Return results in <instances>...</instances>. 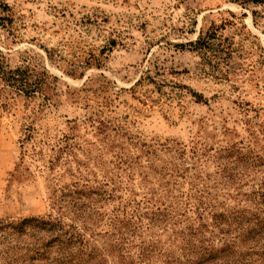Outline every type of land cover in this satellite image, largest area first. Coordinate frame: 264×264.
<instances>
[{
	"label": "rangeland",
	"instance_id": "1",
	"mask_svg": "<svg viewBox=\"0 0 264 264\" xmlns=\"http://www.w3.org/2000/svg\"><path fill=\"white\" fill-rule=\"evenodd\" d=\"M0 4L2 63L28 66L36 86L0 78V221L58 217L99 253L90 264H128V210L172 205L181 229L197 210L261 206L264 0ZM211 32L209 48L191 45ZM168 221L143 217L136 242L169 241Z\"/></svg>",
	"mask_w": 264,
	"mask_h": 264
},
{
	"label": "trees",
	"instance_id": "2",
	"mask_svg": "<svg viewBox=\"0 0 264 264\" xmlns=\"http://www.w3.org/2000/svg\"><path fill=\"white\" fill-rule=\"evenodd\" d=\"M0 6L3 10L8 7L4 4ZM216 37L215 32L207 36L200 33L191 45L199 49L209 48V39ZM44 74L47 79L51 77L49 73ZM0 78L25 94L36 91L34 88L36 86L32 85L33 74L30 68L28 66L8 67L2 63L1 51ZM238 153L242 154V151ZM254 157L259 162L262 161L260 157L256 155ZM239 160L243 161L241 158ZM253 194L259 197L261 205L255 212L249 208L229 213H215L211 210L212 212H207L211 218L209 223L206 220L208 216L197 210V223L185 225L181 229L175 227L180 223L177 216L173 217L172 205L162 203L163 207L153 206L154 208L147 209L145 214L139 213L138 207L128 210V214H124V219H119L117 223V226L122 223L121 229L126 227L127 230L124 231L128 235L124 238L128 240L126 252L121 257L124 256L128 264H137L142 261L152 264H264V242L260 244L264 240V180L261 188L254 190ZM205 203L201 207H203L202 210L207 211L211 204ZM180 215L183 216L185 213ZM143 217L149 220L148 224L157 226H160V223L166 224L171 218L170 224L175 230L174 235L166 241L156 238V233L152 231L148 242L142 240L141 243H137L136 239L142 237V231L152 228L150 225L144 227ZM187 217V219L191 218ZM69 228L74 226L65 224L58 217L50 216L0 221V238L2 239L0 244L7 241L6 247L0 249V259L3 260L1 264H10L23 256L34 260L36 264H90L89 260L95 259L99 253L90 248L89 241L85 240L82 233L72 232ZM219 232L222 233L220 238H218ZM120 233L123 232L120 230ZM208 233H210L209 237ZM231 233L234 234L232 238L229 237ZM211 234L220 241L223 239L220 246H216ZM23 238L29 240L23 241Z\"/></svg>",
	"mask_w": 264,
	"mask_h": 264
}]
</instances>
